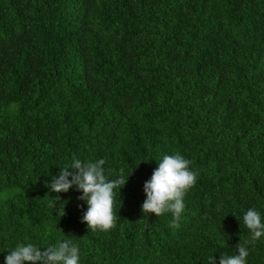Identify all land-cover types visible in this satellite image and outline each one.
Listing matches in <instances>:
<instances>
[{"label": "trees", "instance_id": "trees-1", "mask_svg": "<svg viewBox=\"0 0 264 264\" xmlns=\"http://www.w3.org/2000/svg\"><path fill=\"white\" fill-rule=\"evenodd\" d=\"M176 152L199 173L179 228L142 211ZM101 158L130 175L107 232L82 222V192L50 188ZM250 208L264 218V0H0V264L66 236L80 264H218L250 240ZM247 248L264 264V236Z\"/></svg>", "mask_w": 264, "mask_h": 264}, {"label": "clouds", "instance_id": "clouds-1", "mask_svg": "<svg viewBox=\"0 0 264 264\" xmlns=\"http://www.w3.org/2000/svg\"><path fill=\"white\" fill-rule=\"evenodd\" d=\"M104 159L73 162L60 169L58 176L52 177L50 188L56 193L68 192L73 187L82 192L78 199L86 201L87 211L82 222L89 229L110 231L117 226L120 219L116 209V199L130 177L124 176V170L115 179L105 175ZM192 161L181 153L164 155L158 168L153 171L150 180L144 184L146 199L142 204L144 214H155L157 217L171 212V225L179 228V219L185 209L184 198L196 184L199 173L191 169ZM71 169L72 171H69ZM118 190V191H117ZM59 200V197H56ZM120 200V199H119ZM63 211V215H64ZM62 215V216H63ZM243 223L250 231V240L236 245L238 254H221L218 264H247L249 251L247 245L254 244L264 236V218L256 208L248 209L243 216ZM43 249V250H41ZM5 264H80V248L72 237H67L58 244L41 247L34 243L19 244L9 251ZM207 264H217L214 255L207 257Z\"/></svg>", "mask_w": 264, "mask_h": 264}]
</instances>
